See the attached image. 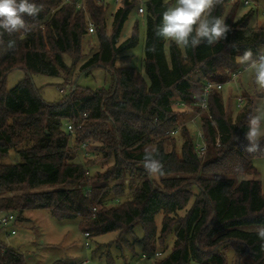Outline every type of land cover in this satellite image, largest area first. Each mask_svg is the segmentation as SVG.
I'll return each mask as SVG.
<instances>
[{
  "label": "trees",
  "instance_id": "1",
  "mask_svg": "<svg viewBox=\"0 0 264 264\" xmlns=\"http://www.w3.org/2000/svg\"><path fill=\"white\" fill-rule=\"evenodd\" d=\"M253 1L246 8L241 0H222L211 15L230 25L226 40L184 48L155 34L175 0H144L147 81L134 68L117 67L139 42V24L126 40L121 37L140 0H119L112 35L106 30L105 0H84L82 8L66 0H31L42 6L38 16H25L26 30L0 38V211L17 220L35 210H46L57 220L78 219L91 241L119 233L117 247L129 249L133 261L139 258V244L148 264H229V253L236 264H264V241L257 235L264 226V187L259 180L239 179L257 176L254 160L264 158V139L256 152L243 148L253 100L236 122L227 116L224 86L211 91L209 112L196 105L208 82L226 84L237 76L242 66L237 55L264 49V27L253 26L256 19L263 20L259 8L264 0ZM90 23L99 49L81 73L104 68L112 74V87L92 92L72 80L59 103L44 102L32 77L64 76L65 84L72 79L85 58ZM10 41L15 42L12 48ZM15 70L25 71L27 78L7 91L6 79ZM196 72L201 78L193 85L190 77ZM194 119L207 145L205 155L198 153L189 131ZM70 124L76 126L72 134ZM177 137L180 156L165 145ZM146 148L157 149L156 158L162 159L159 181L143 167ZM79 150L84 161H79ZM12 151L20 162L2 163ZM100 157L113 167L92 177L88 163ZM127 177L130 181L124 183ZM138 225L143 237L129 241ZM103 248L98 244L95 256L111 262L110 255L100 253ZM0 264L27 263L0 239Z\"/></svg>",
  "mask_w": 264,
  "mask_h": 264
},
{
  "label": "rangeland",
  "instance_id": "2",
  "mask_svg": "<svg viewBox=\"0 0 264 264\" xmlns=\"http://www.w3.org/2000/svg\"><path fill=\"white\" fill-rule=\"evenodd\" d=\"M170 1V0H168ZM109 9L107 12V34L113 33V15L119 8V3L116 0H105ZM242 13V12H241ZM246 13V12H245ZM145 5L139 4L132 11L129 19L127 20L123 32L122 40H126L132 35L133 29L136 24H139V42L137 46L126 53L117 62V67H131L134 68L140 75H142L147 81V75L145 71V39H146V21H145ZM241 15V14H240ZM253 26L264 27V21L262 19H256L253 22ZM99 49V41L95 34H88L83 42V53L85 58L79 63L72 73V79L68 80V84L72 80L76 83L77 87L82 90H89L96 92L98 90H109L112 87L113 80L112 74L100 67H95L88 73H81L82 65ZM68 65H71V60L66 58ZM238 73V72H237ZM27 78V74L23 70H15L11 72L6 79L7 91L12 90L20 82ZM201 78V74L196 72L190 77V81L193 85H197L198 79ZM32 83L35 86L41 99L49 104L59 103L64 95L61 94L60 89L66 88L64 76L60 77H47L36 75L32 77ZM198 94V92L196 93ZM224 102L226 104L225 110L227 116H229L233 122H236L238 116L244 109L249 99L253 100V115L256 114V110L264 105V89L259 88L255 82V70L248 68L245 70V66H241L239 73L235 78L224 84L222 91ZM239 99L243 100V106L238 108ZM209 112V111H208ZM261 130L264 132V121L261 123ZM190 134L196 137L200 132V126L196 120L192 121L189 128ZM181 132V131H180ZM182 134V133H181ZM200 134V133H199ZM198 137V136H197ZM180 137L176 140H166V149L168 152H176L180 156ZM79 161L83 160V151L77 152ZM88 157H92L89 155ZM19 156L12 151L8 157L2 160L4 164L19 163ZM254 165L258 171L257 176H242L239 179H255L261 181L264 187V158H257L254 160ZM91 176L94 177L98 173H106L112 167L113 164H105L100 158H93L88 163ZM156 181L160 179L158 176H151ZM130 178L127 177L124 183H129ZM116 184L115 183H112ZM181 213L180 216H183ZM21 219L16 222V229H1L0 239L5 243L8 248L19 251L25 258L27 264H54L58 261L65 262L67 264H82L84 261H89L87 264H148V261L142 259V251L139 244L136 246V252L139 255L137 260H132V254L127 248L120 250L116 241L119 238V233H111L97 238L94 241H87L82 233L79 220H57L53 218L46 210H35L25 212ZM162 216L157 217L158 225H160ZM159 228H161L159 226ZM14 229L17 234L12 235L11 231ZM143 229L141 225L136 226L134 235L129 237V241L135 242L136 239L143 237ZM86 242L90 243V248L86 247ZM112 243V244H111ZM98 244H104L106 248H103L100 253L104 251L105 255H110L112 261L107 260L106 256L100 258L95 256ZM174 244V235H171L168 240V245L171 251ZM3 245L4 248L6 246ZM161 252H164V248H160ZM122 252L125 254V258L121 257ZM167 252V251H166ZM166 252L164 255L166 256ZM229 264H236L233 262V255L229 253Z\"/></svg>",
  "mask_w": 264,
  "mask_h": 264
},
{
  "label": "clouds",
  "instance_id": "3",
  "mask_svg": "<svg viewBox=\"0 0 264 264\" xmlns=\"http://www.w3.org/2000/svg\"><path fill=\"white\" fill-rule=\"evenodd\" d=\"M220 3L222 0H175V4L163 12L162 22L156 26L155 34L184 48H196L204 43L214 45L226 40L227 34L232 30L230 25L223 18L211 15L215 6ZM41 10L42 6L31 0H0V38L5 32L12 34L20 32L21 29L26 30L24 17L35 18ZM14 45L15 42L10 41L8 46L12 48ZM235 60L245 66V70L254 69L255 82L259 88L264 89V49L256 54L251 49H246L243 54L237 55ZM202 107H206V102H202ZM262 121L264 105L256 110L255 115L248 118L247 131L244 133V151L253 153L260 149L261 140L264 139ZM157 156V149H145L143 167L150 176L164 175L162 159H157ZM257 235L264 241V226L257 229Z\"/></svg>",
  "mask_w": 264,
  "mask_h": 264
},
{
  "label": "built area",
  "instance_id": "4",
  "mask_svg": "<svg viewBox=\"0 0 264 264\" xmlns=\"http://www.w3.org/2000/svg\"><path fill=\"white\" fill-rule=\"evenodd\" d=\"M66 1L76 4L79 8L83 7L84 0H66ZM99 1H101V0H99ZM140 1H141V4L144 3V0H140ZM241 1L243 2L244 7H246V8H251L253 5H255V2L253 0H241ZM116 2H119V0H116ZM259 10H261V15H262V18L264 20V8L260 7ZM93 33H94V25L92 23H90L88 34L91 35ZM223 86H224V84L208 82L204 86L202 93H201V96H200L199 100L197 101L196 105H198L204 112H208L209 111L208 98L210 96L211 91L215 90V89L222 90ZM69 88H70V84L67 85L66 88L60 89V92L64 93ZM202 102H206V107H202ZM242 103H243V101L240 100L239 106H241ZM194 120H196V119H194ZM67 129L72 134L76 130V126L70 124L67 126ZM199 133L197 135L198 137L197 136L195 137L196 149L200 155H205L207 152V145L204 141L203 134H202L201 130ZM172 134H177V132H172ZM16 222H17V218L14 214L0 211V228L1 229H11L12 226L16 224ZM11 234L15 235L16 231L14 229H12ZM84 237L87 241L90 240L89 233H85ZM86 247L90 248L89 242H86ZM87 263H89L88 260L83 262V264H87Z\"/></svg>",
  "mask_w": 264,
  "mask_h": 264
},
{
  "label": "crops",
  "instance_id": "5",
  "mask_svg": "<svg viewBox=\"0 0 264 264\" xmlns=\"http://www.w3.org/2000/svg\"><path fill=\"white\" fill-rule=\"evenodd\" d=\"M12 227H13L14 229H16V224L13 225ZM16 234H17V232H16ZM16 234H15V235H16ZM1 242H2V245H5V243H4L2 240H1ZM5 246H6V245H5ZM6 247H7V246H6Z\"/></svg>",
  "mask_w": 264,
  "mask_h": 264
}]
</instances>
